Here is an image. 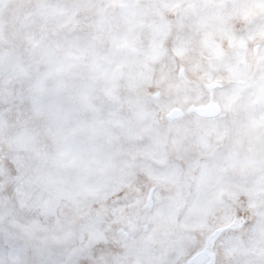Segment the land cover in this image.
<instances>
[{
	"label": "snow or ice",
	"instance_id": "snow-or-ice-1",
	"mask_svg": "<svg viewBox=\"0 0 264 264\" xmlns=\"http://www.w3.org/2000/svg\"><path fill=\"white\" fill-rule=\"evenodd\" d=\"M0 264H264V0H0Z\"/></svg>",
	"mask_w": 264,
	"mask_h": 264
}]
</instances>
